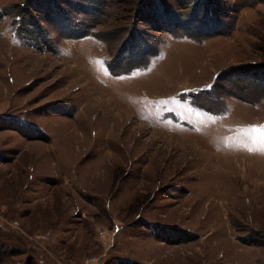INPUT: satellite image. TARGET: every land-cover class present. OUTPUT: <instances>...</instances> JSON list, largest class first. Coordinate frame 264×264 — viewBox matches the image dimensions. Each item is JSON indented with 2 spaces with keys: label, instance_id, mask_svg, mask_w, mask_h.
<instances>
[{
  "label": "rangeland",
  "instance_id": "374dc122",
  "mask_svg": "<svg viewBox=\"0 0 264 264\" xmlns=\"http://www.w3.org/2000/svg\"><path fill=\"white\" fill-rule=\"evenodd\" d=\"M0 13V264H264V0Z\"/></svg>",
  "mask_w": 264,
  "mask_h": 264
},
{
  "label": "trees",
  "instance_id": "16d2710c",
  "mask_svg": "<svg viewBox=\"0 0 264 264\" xmlns=\"http://www.w3.org/2000/svg\"><path fill=\"white\" fill-rule=\"evenodd\" d=\"M23 7H26V5H22ZM31 6V5H30ZM81 9V12H83V11H85L84 9H85V7H83V4L82 5H80V6H78V9ZM24 9H26V8H24ZM27 10H28V7H27ZM23 11V10H22ZM50 12H51V10H50ZM56 12V11H55ZM60 13H62V12H60ZM1 15L3 14V13H0ZM19 17H20V22H22V24H21V29H32L31 27H28V25L29 24H27V23H29L28 22V20H26V19H24L23 18V15L22 14H19ZM31 24V23H30ZM32 33L34 34V31H32ZM82 36H84L83 35V33L81 34ZM44 40H46L45 38H44ZM46 42H48V41H46Z\"/></svg>",
  "mask_w": 264,
  "mask_h": 264
},
{
  "label": "snow or ice",
  "instance_id": "6c2138e0",
  "mask_svg": "<svg viewBox=\"0 0 264 264\" xmlns=\"http://www.w3.org/2000/svg\"><path fill=\"white\" fill-rule=\"evenodd\" d=\"M249 131L251 132H258L259 133V138L261 139L262 142H264V126H251Z\"/></svg>",
  "mask_w": 264,
  "mask_h": 264
},
{
  "label": "crops",
  "instance_id": "0c3cea01",
  "mask_svg": "<svg viewBox=\"0 0 264 264\" xmlns=\"http://www.w3.org/2000/svg\"><path fill=\"white\" fill-rule=\"evenodd\" d=\"M81 1H82V0H81ZM80 5H82V2H80ZM80 5H79V6H80ZM48 11H50V10H48ZM51 11H52V10H51ZM78 11L81 12V9L79 8ZM56 12H57V13H60V12H62V11H60V9H58V11H56ZM62 13H63V12H62ZM61 19L66 20V17L64 16V18H61ZM64 26H67V25H64ZM57 27H58V26H57ZM60 28H61V25H60Z\"/></svg>",
  "mask_w": 264,
  "mask_h": 264
}]
</instances>
